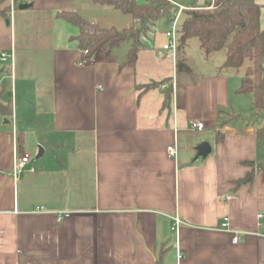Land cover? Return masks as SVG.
<instances>
[{
    "label": "crops",
    "instance_id": "1",
    "mask_svg": "<svg viewBox=\"0 0 264 264\" xmlns=\"http://www.w3.org/2000/svg\"><path fill=\"white\" fill-rule=\"evenodd\" d=\"M0 9V53L14 55L2 96L13 113L0 114V264H264V171L236 183L245 161L262 160L253 98L245 105L232 68L194 73L186 47L189 69L178 70L161 21L133 66L124 65L128 40L81 63L80 29L58 12L118 30L133 16L91 0H0ZM25 153L33 170L16 181Z\"/></svg>",
    "mask_w": 264,
    "mask_h": 264
},
{
    "label": "trees",
    "instance_id": "2",
    "mask_svg": "<svg viewBox=\"0 0 264 264\" xmlns=\"http://www.w3.org/2000/svg\"><path fill=\"white\" fill-rule=\"evenodd\" d=\"M94 5L108 6L131 14L135 25L125 30L115 27H101L90 22L73 10H62L58 14L77 25L80 33L74 38L79 51L82 52L80 62L92 60L99 50L107 46L106 55L112 48L122 42L131 41L132 46L124 65L133 66L138 52L148 47L142 37L148 31L157 29V22L165 19L170 26L180 11L177 4L185 6L178 19V52L177 68L180 71L189 69L184 53L193 37L200 40V47L206 56L220 50L225 51L224 68H241L246 61L248 65L238 88L239 93L252 94V115L248 123L256 128L257 145L261 161H245L251 167L246 176L237 184L254 178L257 171H264V4L257 0H209L206 5H198L195 0H91ZM186 3V4H183ZM7 9H0V15H6ZM0 76H9L11 67L0 68ZM169 79L152 82L147 88L161 86ZM11 87V80L4 81L0 90V114L11 117L12 101H4L2 96ZM166 104L169 102L172 86L165 89ZM225 122L220 124V127ZM224 135L218 131L217 141L221 142Z\"/></svg>",
    "mask_w": 264,
    "mask_h": 264
},
{
    "label": "built area",
    "instance_id": "3",
    "mask_svg": "<svg viewBox=\"0 0 264 264\" xmlns=\"http://www.w3.org/2000/svg\"><path fill=\"white\" fill-rule=\"evenodd\" d=\"M175 4H177L179 6L180 11L177 14V16L175 17L172 24H170L168 30L166 31L168 41L163 46V49L170 51L172 53L173 57H176V55L178 53V44H179L178 43V40H179L178 19H179L181 10H183L185 8V6L182 4H179V3H175ZM81 55H82V52L80 51V56ZM13 58H14L13 52L4 51V52L0 53V61L11 67V74L9 76H0V90L2 89L4 81L8 78L11 80V88H12V85H13V74H12ZM88 61L89 60H84V61H81V63H86ZM98 88H100V87H98ZM13 120H14V115H13ZM191 128L202 131L206 128V126H205V123L203 120H192ZM167 152L170 156H172V157L175 156L177 154L176 144L169 145L167 147ZM30 161H31V156L28 153L22 154L20 157L15 158L12 175L16 181L19 180L21 174L24 173L25 171L33 170V167L30 166ZM263 217H264L263 212L258 214L259 219H262ZM58 219L62 220L63 215L59 214ZM181 221L182 220L178 216L174 218L172 228L175 231L178 230V227H179V224L181 223ZM228 221H229V218L224 219V221L222 222L223 228L229 227ZM239 240H240L239 236L237 234H235V236H233V241L235 243H237V242H239ZM178 257L179 258L182 257L181 252H179Z\"/></svg>",
    "mask_w": 264,
    "mask_h": 264
},
{
    "label": "rangeland",
    "instance_id": "4",
    "mask_svg": "<svg viewBox=\"0 0 264 264\" xmlns=\"http://www.w3.org/2000/svg\"><path fill=\"white\" fill-rule=\"evenodd\" d=\"M161 22H166L165 19H161ZM162 27V25H160ZM148 33L146 34H149ZM187 52L189 61L187 63L192 67L194 73H199L203 70H215L219 68H224V61H225V51L220 50L212 53L210 56L204 55L201 47H200V40L197 37H193L190 39L189 44L187 46ZM248 65V61L239 69L232 68L231 73L234 75L233 82L236 83L238 80L241 83L242 77L244 75L245 69ZM240 79V80H239ZM245 98V105H248V101L251 102V94L247 93L244 95Z\"/></svg>",
    "mask_w": 264,
    "mask_h": 264
},
{
    "label": "water",
    "instance_id": "5",
    "mask_svg": "<svg viewBox=\"0 0 264 264\" xmlns=\"http://www.w3.org/2000/svg\"><path fill=\"white\" fill-rule=\"evenodd\" d=\"M26 7H28V4H22L20 6V8H26ZM0 73H1V70H0ZM211 150H212V147L209 142H202L197 146V151H198L197 156L206 157L211 152ZM42 154H43V149L40 148V152L38 156H41Z\"/></svg>",
    "mask_w": 264,
    "mask_h": 264
}]
</instances>
